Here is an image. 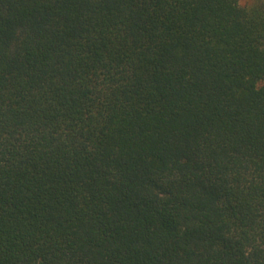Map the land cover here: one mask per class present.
Here are the masks:
<instances>
[{
    "label": "trees",
    "instance_id": "obj_1",
    "mask_svg": "<svg viewBox=\"0 0 264 264\" xmlns=\"http://www.w3.org/2000/svg\"><path fill=\"white\" fill-rule=\"evenodd\" d=\"M0 0V264H264V0Z\"/></svg>",
    "mask_w": 264,
    "mask_h": 264
},
{
    "label": "rangeland",
    "instance_id": "obj_2",
    "mask_svg": "<svg viewBox=\"0 0 264 264\" xmlns=\"http://www.w3.org/2000/svg\"><path fill=\"white\" fill-rule=\"evenodd\" d=\"M252 1H254V0H241L240 3H241V5H246V4L251 3Z\"/></svg>",
    "mask_w": 264,
    "mask_h": 264
}]
</instances>
